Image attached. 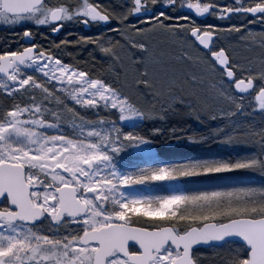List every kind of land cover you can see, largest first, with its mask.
<instances>
[{
  "label": "snow or ice",
  "instance_id": "snow-or-ice-1",
  "mask_svg": "<svg viewBox=\"0 0 264 264\" xmlns=\"http://www.w3.org/2000/svg\"><path fill=\"white\" fill-rule=\"evenodd\" d=\"M69 23L96 32L40 39ZM0 25V264H264V182L214 183L264 176V0H0Z\"/></svg>",
  "mask_w": 264,
  "mask_h": 264
},
{
  "label": "rangeland",
  "instance_id": "rangeland-1",
  "mask_svg": "<svg viewBox=\"0 0 264 264\" xmlns=\"http://www.w3.org/2000/svg\"><path fill=\"white\" fill-rule=\"evenodd\" d=\"M110 3H112L113 5H119L120 0H114V1H109ZM183 14V13H182ZM209 23H215L217 22L215 20L214 17L210 16L208 18ZM220 23H224V22H220ZM96 29V28H95ZM75 28H71V27H67L65 29V33H63V35H60L59 37H57L55 39V41H59L64 39L66 36L68 39H73L78 37L79 35H94L95 33L91 34V33H79V31H75ZM63 47V46H62ZM73 51L74 50V46L73 45H69L68 46V51ZM88 52V51H87ZM238 54L240 55H244L243 50H241ZM67 57V55H66ZM254 119L259 122L261 120H264V116L260 115L258 112L256 113V115L254 116ZM188 123H190L193 127H196V123L195 121H189ZM143 127V125L141 126ZM131 130V129H129ZM183 145H189V146H194L197 147L199 150L198 151H202L197 157H201V156H207L213 153L216 154H224L228 151H230L228 148H225L223 146H217L215 144H210V145H201V146H197V145H190V144H186V143H179L175 140L172 139H167L163 142L158 141L155 145H154V150L161 156V158L163 159H168V160H175L180 158L179 156H177L178 152L174 151L175 148H178L180 146ZM207 149V150H204ZM207 153V154H206ZM177 156V157H176ZM143 166V165H141ZM222 179L219 181H214V183H221V184H227V185H237V184H241V183H247V184H260L262 182H264V176H261L259 173H233V174H222ZM168 189L164 186V185H160L159 187H155V188H143L140 187L139 191H143L146 194H155L158 192H165ZM207 254L210 256L212 253V249H206Z\"/></svg>",
  "mask_w": 264,
  "mask_h": 264
},
{
  "label": "flooded vegetation",
  "instance_id": "flooded-vegetation-1",
  "mask_svg": "<svg viewBox=\"0 0 264 264\" xmlns=\"http://www.w3.org/2000/svg\"><path fill=\"white\" fill-rule=\"evenodd\" d=\"M109 1H114V0H109ZM210 16H208L207 18L205 19H200L198 22L200 23H203V24H207L208 22V18ZM75 28L76 30L75 31H79V33H95L96 32V27L95 26H92V27H84L82 24H77V23H69L66 28ZM17 32L19 31H22V29H16ZM63 33H65V31H61V32H58L56 34H49L47 35L46 38H40L45 44H47L48 46H52L51 42L52 41H55V39L57 37H59L60 35H63ZM14 33L12 31L9 30V26H3V25H0V46H3L5 44H10L12 43V37H13Z\"/></svg>",
  "mask_w": 264,
  "mask_h": 264
},
{
  "label": "trees",
  "instance_id": "trees-1",
  "mask_svg": "<svg viewBox=\"0 0 264 264\" xmlns=\"http://www.w3.org/2000/svg\"><path fill=\"white\" fill-rule=\"evenodd\" d=\"M73 51L70 50L69 52H73ZM74 54L78 55L81 58L82 61L87 60V59L90 58L89 55H88V52L86 50H84V49H75ZM66 58H70V57H66ZM198 150L199 149L197 147L189 146V145H183V146H180V147L174 149V151L178 152L177 156H179L180 158L200 156L199 154L202 151L201 150L198 151ZM204 150H207V149H204Z\"/></svg>",
  "mask_w": 264,
  "mask_h": 264
},
{
  "label": "water",
  "instance_id": "water-1",
  "mask_svg": "<svg viewBox=\"0 0 264 264\" xmlns=\"http://www.w3.org/2000/svg\"><path fill=\"white\" fill-rule=\"evenodd\" d=\"M207 18V17H206ZM201 19H205V18H201Z\"/></svg>",
  "mask_w": 264,
  "mask_h": 264
}]
</instances>
